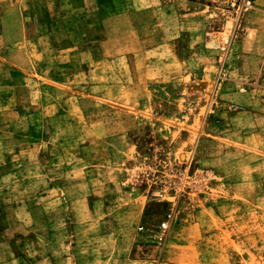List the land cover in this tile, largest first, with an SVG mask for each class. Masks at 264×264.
Returning a JSON list of instances; mask_svg holds the SVG:
<instances>
[{
    "label": "rangeland",
    "instance_id": "374dc122",
    "mask_svg": "<svg viewBox=\"0 0 264 264\" xmlns=\"http://www.w3.org/2000/svg\"><path fill=\"white\" fill-rule=\"evenodd\" d=\"M159 1L188 4L193 34L206 17L202 46L149 38L129 77L119 54L137 47H121L118 24L97 31L94 47L47 46L53 70L75 75L48 80L46 126L17 125L26 138L0 130V264H264V68L236 79L227 66L258 7ZM162 221V242L140 229Z\"/></svg>",
    "mask_w": 264,
    "mask_h": 264
},
{
    "label": "crops",
    "instance_id": "0c3cea01",
    "mask_svg": "<svg viewBox=\"0 0 264 264\" xmlns=\"http://www.w3.org/2000/svg\"><path fill=\"white\" fill-rule=\"evenodd\" d=\"M155 1L0 0V130L6 126L21 127L22 124L30 127L33 118L39 122V129L46 126L48 80L67 84L74 78V72L69 76L66 72L53 70L57 64L54 61L49 63V44L59 53L74 52L80 44L94 47L97 31L118 24L125 31L119 34L121 47L129 44L137 47L126 48L119 54V59L125 63L121 66V74L127 77L138 72L128 62L129 59H135V62L143 59L144 49L139 48L149 43V38L155 47H176L182 38H194L195 45H203L202 22H206L205 16L195 24L193 34V17L188 4L183 11L175 5L163 6L160 1ZM145 2L151 4L144 5ZM255 4L258 8L250 15L248 31L236 41L227 58L228 73L236 79L254 78L264 68V0H255ZM211 9L203 4L205 15ZM145 29L152 30L153 37H145ZM152 50L158 53L156 48ZM174 51L175 60L183 63L185 60L180 58L176 49ZM115 57L105 56L103 60L113 62ZM70 62L62 63L61 68L70 71ZM20 84L28 87L26 93L30 99L34 92L35 102L19 100L21 91L17 88ZM18 130L22 132V129ZM22 133L26 138L24 130ZM202 139L195 150L198 156L203 152Z\"/></svg>",
    "mask_w": 264,
    "mask_h": 264
},
{
    "label": "built area",
    "instance_id": "2783aa9c",
    "mask_svg": "<svg viewBox=\"0 0 264 264\" xmlns=\"http://www.w3.org/2000/svg\"><path fill=\"white\" fill-rule=\"evenodd\" d=\"M140 229L155 233V237L157 238V240L159 242H162L167 237L169 223L167 221H162L159 224L149 226L146 225V227H141Z\"/></svg>",
    "mask_w": 264,
    "mask_h": 264
}]
</instances>
